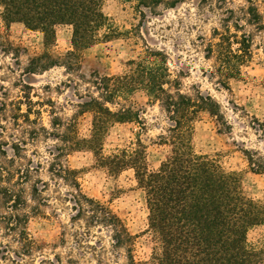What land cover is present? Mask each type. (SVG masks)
<instances>
[{
	"label": "rangeland",
	"instance_id": "obj_1",
	"mask_svg": "<svg viewBox=\"0 0 264 264\" xmlns=\"http://www.w3.org/2000/svg\"><path fill=\"white\" fill-rule=\"evenodd\" d=\"M250 1L264 23V0ZM221 2L185 0L173 9L160 6L154 14L144 9L141 15L132 1L105 0L103 11L120 35L85 49L76 72L63 66L38 68L43 53L57 58L71 48L68 26L56 27L54 43L45 46L40 32L19 22L5 24L0 18V187L19 192L25 199L19 212L27 216L25 229L32 239L27 246L18 230L7 231L4 215L8 208L0 188V264H126L123 249L112 247L109 228L88 225L85 218L71 220L73 190L52 172L58 161L78 171L84 194L110 207L124 221L135 236L136 264H158V243L149 229V211L134 170L111 173L96 165L87 150L62 156L63 143L56 138L66 132V122L74 114L79 136L88 137L91 114L78 113L88 79L94 73H122L127 61L147 46L166 54L171 77L179 81L182 92L192 94L199 89L220 106L224 124L205 112L194 123V151L217 161L225 172L236 173L246 197L264 200V174L251 171L243 153L251 150L264 156V24L257 27L247 22L248 16L240 9L247 7L248 0ZM225 8L236 12L243 31L252 39V57L242 67L241 76L229 81V89L210 77L212 62L204 58L205 47L199 40L220 28L228 15ZM127 103L142 109L144 125H111L103 153L129 149L139 138L146 145L148 168L155 169L168 153L158 136L165 133L169 122L157 104L147 103L142 91ZM59 120L63 123L54 128L51 121ZM247 241L263 250L264 264V225L251 228Z\"/></svg>",
	"mask_w": 264,
	"mask_h": 264
},
{
	"label": "trees",
	"instance_id": "obj_2",
	"mask_svg": "<svg viewBox=\"0 0 264 264\" xmlns=\"http://www.w3.org/2000/svg\"><path fill=\"white\" fill-rule=\"evenodd\" d=\"M104 1L0 0V18L5 24L19 22L31 31L40 32L45 46L54 43L56 27L68 26L71 48L57 58L43 53L38 57L44 58L38 68L63 66L76 72L85 49L101 39L120 35L103 11ZM126 1H132L139 14L144 15V9L154 14L160 6L173 9L185 0ZM200 1L206 3V0ZM221 1L219 4L227 0ZM248 2L240 11L248 16V23L263 26L256 5ZM225 10L228 15L220 28H213L208 38L200 36L199 40L205 47L204 58L212 62L210 77L229 89V81L241 76L242 67L252 57V39L243 31L236 12L232 8ZM87 82L78 113L91 114L89 135L79 136L74 114L66 122V132L56 135L63 143L60 154L87 150L96 165L111 173L134 170L149 211V229L158 243L155 257L158 264H261L263 250L249 245L247 232L264 225V200L246 197L236 173L225 172L217 161L197 154L192 146L194 123L201 113L225 123L216 100L199 89H194L192 94L182 92L179 81L171 77L166 54L148 46L143 53L127 61V69L122 73H94ZM137 91L145 94L147 103L157 104L169 122L165 133L158 136V143L167 146L168 153L159 166L151 170L147 165L146 145L139 138L129 149L110 155L103 153L104 139L111 125L125 122L144 125L142 109L127 103ZM19 115L25 118L23 113ZM51 123L56 128L63 121ZM243 153L250 170L264 174V156L251 150H243ZM56 166L52 172L68 182L73 190L69 200L75 214L71 220L85 218L88 225L109 228L112 247L123 249L126 264H136L132 253L135 236L124 221L110 207L81 191L77 170L64 166L61 161ZM1 190L8 208L4 215L7 231L18 230L21 241L31 246L32 239L25 229L27 216L19 212L25 199L14 190L6 187Z\"/></svg>",
	"mask_w": 264,
	"mask_h": 264
}]
</instances>
